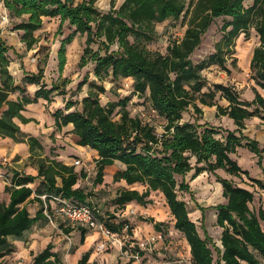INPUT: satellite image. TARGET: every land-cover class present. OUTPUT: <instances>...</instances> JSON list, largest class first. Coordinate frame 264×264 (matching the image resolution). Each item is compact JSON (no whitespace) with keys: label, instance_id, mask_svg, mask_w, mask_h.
I'll return each mask as SVG.
<instances>
[{"label":"trees","instance_id":"1","mask_svg":"<svg viewBox=\"0 0 264 264\" xmlns=\"http://www.w3.org/2000/svg\"><path fill=\"white\" fill-rule=\"evenodd\" d=\"M116 1L110 0L109 10L102 12L96 0L80 3L74 0H0L9 16L17 20L12 30L20 32L26 51L38 42L34 33L42 29L44 19L59 20L56 36L62 35L64 25L73 28L61 41L57 54L60 77L66 65V46L76 35L85 37L77 67L83 69L91 64L96 81H89L86 75L76 88V92H81L88 85L86 96L80 102L67 99L63 108L51 113L56 131L72 125L71 133L77 137V145L96 152L94 185H101L105 169L118 162L123 168L113 174L114 183L124 181L128 186L145 187L143 192L121 189L114 199L117 207L123 208L132 202L146 207L152 204L151 193L162 195L173 218L174 230L189 246L191 264H264V210L261 207L256 212L250 209L253 192L217 175L221 171L229 177L241 179L245 176L252 186L264 191V182L251 178L232 157L244 148L256 156V165L262 167L264 145L245 136L243 130L246 129L245 121L262 119L264 98L253 88V100H243L232 86H209L202 75L213 65L229 74L226 63L233 54L235 40L240 35L248 40L250 31L254 30L259 44L252 52L249 71L255 86L264 91V0H196L190 4V11L187 0H123L119 6ZM182 16L187 18L184 35L180 40L169 42L166 54L147 48L158 37V24L177 21ZM217 18H227L220 28L222 38L215 45L214 53L194 64L191 57ZM11 52L18 59L22 58L0 39V139L25 143L37 175L11 171L9 185L5 186L8 202L0 203V264L15 252L14 241H23L24 235L37 223L48 222L43 209L45 201L52 202V198L60 197L78 205L89 203L88 194L76 187L82 173L53 156H43L44 148L39 140L24 135L14 122V119L22 124L34 121L23 116L26 106L38 103L39 99L51 104L55 97L66 95L70 81L51 80L48 84L43 68L37 66V72L30 73L22 64L23 78L21 85H17L9 70ZM234 62L235 59L232 65ZM123 79L132 80V96L101 105L100 95L106 93L104 82L109 80L116 84ZM27 85L36 87L32 96ZM12 95L16 98L11 99ZM133 96L143 98L150 111L164 121L161 135L138 115H130L127 107ZM222 101L226 105H221ZM201 107H215L216 116L232 120L237 129L230 131L207 123L199 124ZM190 108L193 109V122H182L183 114ZM115 112L118 120L113 118ZM204 173L216 177L225 200L209 207L215 211V226L221 230L219 244L205 228V210L198 207L200 235L186 203L178 196L179 192L191 193L187 175L192 174L191 180H194ZM41 196H46V200ZM29 202L40 205L33 216L26 205ZM46 210L51 212L52 208L47 206ZM98 218L117 236L124 227L121 223L115 225L113 221L103 220L99 215ZM147 223L161 232L163 223L153 218ZM73 230L65 229L64 232L68 234ZM78 231L83 244L88 230L79 227ZM53 250L54 245L48 243L32 256L31 264H64ZM90 256L91 251L83 253L76 264H94ZM132 262L134 259L127 264Z\"/></svg>","mask_w":264,"mask_h":264},{"label":"rangeland","instance_id":"2","mask_svg":"<svg viewBox=\"0 0 264 264\" xmlns=\"http://www.w3.org/2000/svg\"><path fill=\"white\" fill-rule=\"evenodd\" d=\"M81 1L82 0H74V3H80ZM122 1L123 0H117L116 6H119ZM195 1L196 0H187L189 11L191 10L190 4L193 2L195 3ZM109 2L110 0H96V6L100 11L107 12L110 8ZM224 20L226 21L227 18L215 19L203 36L201 45L191 57L194 64L200 63L215 52V45L222 38L220 28ZM186 21L187 18L182 16L177 21L168 20L158 24L156 26L158 37L154 42L147 45V48L152 51L166 54V48L169 42L172 40H180L183 37L186 29ZM58 23L59 20L57 18L45 20L42 29L34 33L38 42L33 45L32 49L26 51L25 46H23V50L20 49L19 55H21L22 58L24 55H27L24 62L22 58L18 59L15 55L12 61L18 70H20L22 64L24 66V63V69H35V65L43 68L45 71L44 80L48 84L54 79L58 81H63L64 79L70 81L69 85L66 87L65 96L57 97L54 99L53 103L45 105V113L51 110L50 114L56 109L63 108L65 100L71 99L80 102L82 98L86 96L88 85L84 86L81 92H76L77 84L86 75H89V81H96L92 74L91 64H88L83 69H78L77 67L84 48V36L76 35L72 44L66 46V65L61 77L58 71H56L58 67L57 54L60 43L73 31V28L64 25L62 35L56 36L55 33ZM249 44V49L251 51L250 58L248 63H245V60H243L241 65L239 51L237 49L240 47L247 48ZM258 44V37L254 30L250 31L248 40H245L244 36L240 35L235 40L233 54L229 56L226 63L230 73L227 74L216 65L210 66L202 72V75L207 80V84L209 86L213 84L229 85L240 93L241 99L247 101L252 99V89L255 88L258 90V88L251 79L249 62L252 52ZM93 48L96 49V46H93ZM233 59H235V62L232 65ZM131 85V79H123L116 84H112L109 80H106L104 82L106 93L100 95L101 105H106L111 101H118L125 96H132ZM220 104L226 105L224 101L220 102ZM78 108L80 109L81 107L78 106ZM127 109L131 116H137L139 110H144L147 118L150 120L149 125L155 129L158 135L163 133L164 121L160 117H156L152 114L143 98L133 96ZM192 114L193 109L190 108L183 114L182 122H193ZM261 115L262 119H250V121H255L257 124L255 126L249 124L252 129L250 132L246 131L245 134L248 135L249 138L257 140L259 145L263 146L264 123H262L261 120L264 121V110H261ZM113 118L118 120L119 117L116 115V112L113 114ZM198 119H200L199 124L207 123L215 127L218 125L215 107L204 108L202 115L198 116ZM219 120L222 123L221 117H219ZM52 138L51 143L55 144V137ZM57 148L58 147H52V150H56ZM79 155L80 156L71 160V165L69 164V166H73V162L77 159L81 162V165L75 167L77 173H82V177L78 180L76 187L81 188L88 194L87 201L98 211V215L101 219L113 221L115 225L121 223L124 227L118 237H115L111 241L94 230H88L85 241L81 244L80 233L78 231L79 226L67 221L64 222L54 214L53 223L47 222V224H43L44 227H35L32 229V232H34V234L39 233L40 236L44 235L46 238L50 237L51 243L54 245L53 251L60 255L64 264H76V261L86 251H91L90 262L94 264H127L131 259H134V262L131 264H191L189 246L184 237L174 230L173 218L169 213L162 195L159 193H151L150 199L152 204L146 206L143 210H137V208H131L126 205L123 208L117 207L114 205V199L122 187L118 183H114L112 179L113 172H116L117 167H121L120 164H116V166L112 167L110 170H105L103 183L106 181L108 184L102 187V184H93L96 168L95 159L90 155V151L84 150L83 154ZM232 157L237 161L242 170L249 173L251 178L260 179L264 182V159L262 160V167L259 168L256 165V156L244 148L237 150L236 154ZM31 166L32 163L28 162L27 164H19L17 168L20 170V173L24 172L23 170L25 169L27 172H30L28 167ZM9 168L10 167L0 164V203L8 202L9 196L5 192V186L9 185L11 178L12 169ZM191 175L192 174H189L186 177L191 193L179 192L178 196L186 203L190 213L189 216L191 220L196 223L200 235H202V231L200 229V218L197 216L200 215L198 207H202L205 210V228L213 240L219 244L218 241L220 237L218 234H220L219 232L221 230L218 229L215 224H211L215 211L209 209V207L225 202L222 197V188L216 182V177L214 175L204 173L194 180H191ZM217 175L222 178L226 177L232 180L236 185L253 192V202L249 205L250 209L253 211L256 212L259 207L262 208V206H264V191L258 189L256 186H252V183L245 176H242L241 179L229 177L221 171H219ZM31 187L35 189L36 186L32 185ZM135 187L139 192H143L145 189V187L141 185H136ZM191 195L193 196V201L191 200ZM32 197H34V195ZM42 200L45 201L46 199ZM45 203L43 205L44 210H46L47 206L51 208L55 206L53 202L45 201ZM26 205L32 216L36 213V209L40 207L39 204L34 202H29ZM152 218L155 222L163 223L160 230L161 232H156L153 228V224L147 223V221L149 222V219ZM65 229L74 230L66 234L64 232ZM141 243L145 244V249L143 248V250L139 248V244ZM100 245H103V248L99 249ZM35 249L39 251L40 245L39 247H35ZM6 258L2 260L1 264H10L9 258ZM26 264H28V262Z\"/></svg>","mask_w":264,"mask_h":264},{"label":"crops","instance_id":"3","mask_svg":"<svg viewBox=\"0 0 264 264\" xmlns=\"http://www.w3.org/2000/svg\"><path fill=\"white\" fill-rule=\"evenodd\" d=\"M1 14H6L8 16L9 22H2L0 20V39L4 40L7 43V45L12 46L15 49L16 53L19 54L20 49L23 50L24 44L20 40V37H19L20 32H16V31L12 30L13 23H14V21H17V20H14V18H11L9 16L8 11L0 3V15ZM49 19L48 18L44 19V21L49 20ZM10 56H11L12 61H13L14 53L11 52ZM26 57H27V55L23 56V58H22L23 62H24ZM13 66H14V64H13V62H11L10 68H9L10 73L12 74L16 84L21 85V80L23 78V71L21 69L18 70L16 67H14L16 69L14 71V70H12ZM24 66H25V63H24ZM36 69H37V66L35 65V69L25 68V71L30 72V73H36L37 72ZM26 89H27L28 93L32 96L34 91L36 90V87L34 85H27ZM257 91L264 98V91H262L259 88ZM251 97H252V99H249V101L253 100L254 94H251ZM10 98L15 99L16 95H12V96H10ZM56 98L57 97H55V99ZM45 105H47V102L42 100V99H39L38 103L30 104V105L26 106L25 111L22 112V114L25 118L33 119L34 121H32V122H29L27 124H22L20 122V120L14 119V122L19 126L20 131L22 133H24V135L32 136V137H35L39 140V142L41 143V145L44 148L43 156H53L58 161L69 166L71 160L80 156L79 154H83L84 150H86V151L89 150L90 155L94 159H96L97 154L95 151L90 150L88 148L86 149L84 147L77 145L78 139L74 134L71 133L72 125H68L67 127L63 128L61 131H56L55 126H54V119L51 117V114H50L51 110H48V112L45 113V110H46ZM204 108H207V107H201L202 111L204 110ZM47 109H49V108H47ZM221 119H222V123L218 117V120H217L218 125H216L217 127H223V128H226L230 131H234L237 129L235 127V125L233 124L232 120H230L226 117H221ZM254 119H257V118H254ZM261 122L264 123V121H262V120H261ZM249 124H251L252 126H255L257 123H255V121H250V120L245 121L246 129L243 130V134L247 137H249V136L246 135L245 132L246 131L250 132V130L252 129ZM255 129H256V127H255ZM249 134H251V133H249ZM52 137H55V139H54L55 144L51 143V141L53 139ZM52 147H58V148L56 150H52ZM60 147L64 148V149H61ZM29 156H30L29 147L25 143H15L14 141H12L9 138L0 139V164L4 165L6 167H10L9 169L16 170V171L20 172V170H18L17 166L19 164H22V163L27 164L28 162H30ZM116 164H120V163L116 162L113 166L107 167L105 170H110L112 167H115ZM120 166H121L120 168L117 167L116 169L120 170L123 168V166L121 164H120ZM28 168L30 169V172H27L25 169V170H23L24 172H22V173L25 175H32V176L37 175L36 167L33 164L31 167H28ZM113 173H115V172H113ZM59 182H60V180H58V183ZM105 184H108V183H106V181H104V183H102V187H104ZM118 184L122 187V189H128V190L136 189L137 190V188L135 187L136 185L128 186L124 181H120V182H118ZM126 206H130L131 208H137V210H141V209L143 210L145 208V207L140 206L134 202H132ZM38 209H36V210H38ZM262 209L264 210V206H262ZM197 216L201 219V213H200V215H197ZM215 220H216V216H215V214H213V219L211 221L212 225L215 224V222H216ZM205 222H206V219H205ZM43 224L45 225L47 223H42V224L37 223L34 227H32V229L35 227H38V228L44 227ZM262 228L264 229V223H262ZM32 229L24 235L23 241H14L16 250L12 255H10L6 258V259L9 258L10 264H26L27 262H28V264H30L32 262V256L37 254L38 252L42 251L48 243H51L50 237L46 238L44 235L40 236L39 233L34 234V232H32ZM219 233L220 234H218V236L220 237L221 231ZM41 244H42V246H41ZM39 245H40V250L38 249L39 251H37V249H35V247H39Z\"/></svg>","mask_w":264,"mask_h":264},{"label":"built area","instance_id":"4","mask_svg":"<svg viewBox=\"0 0 264 264\" xmlns=\"http://www.w3.org/2000/svg\"><path fill=\"white\" fill-rule=\"evenodd\" d=\"M3 6V4L1 3ZM0 20L2 22H8V16L6 14L0 15ZM138 117L145 123L150 122L145 114L144 110L138 111ZM152 114L155 115V112L151 110ZM156 116V115H155ZM81 162L79 159L73 162V166H79ZM41 199H46V196H41ZM55 206L52 208V211L45 210V215L48 219V222L53 223L54 214L59 217V219L64 222L67 221L72 224H76L79 227H82L87 230H94L100 233L107 240L111 241L115 237H118L116 234H113L109 229L106 228L103 222H101L98 218V211L91 205H78L74 203H70L66 200H63L60 197H54L51 199ZM47 209V208H46ZM127 228V227H126ZM103 248V245H100L99 249ZM139 248L143 250L145 249V244H139Z\"/></svg>","mask_w":264,"mask_h":264},{"label":"bare ground","instance_id":"5","mask_svg":"<svg viewBox=\"0 0 264 264\" xmlns=\"http://www.w3.org/2000/svg\"><path fill=\"white\" fill-rule=\"evenodd\" d=\"M72 44V43H71ZM70 44V45H71ZM250 44L247 46V48H238L237 50L239 51V58H240V64L243 60H245V63H248V60L250 58V54H251V51H250ZM242 65V64H241ZM15 66H13L12 70H16L14 68Z\"/></svg>","mask_w":264,"mask_h":264}]
</instances>
